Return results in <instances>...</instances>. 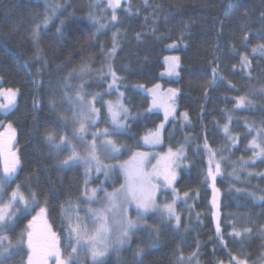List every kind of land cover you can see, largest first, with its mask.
Listing matches in <instances>:
<instances>
[{"label":"trees","instance_id":"obj_1","mask_svg":"<svg viewBox=\"0 0 264 264\" xmlns=\"http://www.w3.org/2000/svg\"><path fill=\"white\" fill-rule=\"evenodd\" d=\"M46 2L59 5L60 10L47 30L41 29L40 41L34 45L33 28L46 15L53 16ZM94 4L97 0H0V87L18 91L16 106L9 114H0V124H11L15 130L11 151L21 161L5 192L19 184L26 197L35 192L37 200L34 208L17 216L12 230L3 233L13 245L24 234L23 250L7 257L4 264H26L25 234L40 206L48 209L49 224L57 235L67 238L62 210L82 204L86 170L81 164L60 167L69 152L56 154L45 141V133L55 132L58 142L64 131V106L51 108L50 102H59L62 91L75 94L82 82L87 91L104 89L106 79L98 85L92 81L107 62L123 78L119 86L130 113L127 130L113 136L114 140L128 145L126 155L140 148L144 134L163 125V144L174 150L183 148L186 159L181 164L188 167L174 187L180 197L188 193V198L176 204L181 216L178 229L159 213L146 218V225L160 230L157 247L148 249L153 239L139 230L130 246L103 264H135L138 247L147 249L142 264H178L181 255L185 261L193 253L195 264H232V256L247 264H263L264 203L259 197L264 196V157L255 156L250 141L264 128V53L252 52L264 45V0H126L116 10L119 22L101 32L90 17H99L103 24L112 11L103 1L98 7ZM61 21L62 35L57 34ZM114 33L118 47L108 57L105 53L113 47ZM172 44L183 47L175 50L180 58L179 77L169 80L161 72ZM36 47L42 49L40 60L34 58ZM241 56L248 57L250 67H242ZM84 64L92 71L73 79V88L64 89V77ZM155 83L176 90L177 112L183 118L187 114V119L164 126L162 114L148 112L150 92L146 89ZM240 97L247 101L238 107ZM5 134L0 132V140L9 139ZM261 140L264 136L257 142ZM217 163L221 171L214 183L220 196L214 208L213 181L207 172L209 166L215 171ZM98 184L92 180L87 187ZM69 199L71 204L66 203ZM246 228L251 229L250 235H233L234 230L243 233Z\"/></svg>","mask_w":264,"mask_h":264},{"label":"snow or ice","instance_id":"obj_2","mask_svg":"<svg viewBox=\"0 0 264 264\" xmlns=\"http://www.w3.org/2000/svg\"><path fill=\"white\" fill-rule=\"evenodd\" d=\"M100 0H97V4L92 7H98ZM121 5V0H108L107 8L112 10V16L110 20H106L103 24L100 23V18L92 15L91 21L94 25H99L97 32L106 30L110 25L119 22V18L116 15V10ZM46 8H49L53 12V16H45L42 24H37L33 28L30 34L31 40L34 45H38L41 38V29L47 30L50 21L60 10L59 5H51L46 2ZM64 21H61V27L57 28V34L62 35V26ZM116 33L113 34V47L105 53L106 56L112 57L116 54V49L118 45L116 44ZM139 36V34H138ZM247 42V35L245 36V43ZM260 51L264 53V45H259L252 49L255 53ZM36 60L42 59V49L36 47L35 57ZM168 59V58H166ZM171 70L174 71L178 64L177 57H173ZM47 64V61H44ZM242 67H250V61L247 56H241ZM27 66V65H25ZM59 67V66H58ZM107 67V71L104 68ZM39 71V70H38ZM92 70L87 64L81 66V68L76 71H69V73L64 77V89L73 88L70 83L73 79L82 77ZM101 73L100 79L105 80L107 77H111V81L108 84V88L105 93H95L92 95L91 99H86L88 92L85 90V85L82 82L77 88H75L74 95H70L67 91L64 92L63 99L61 102H50L51 108L60 107V105L66 102L69 108L72 110L71 121L73 124H78L71 135V139L68 135H61L59 141L57 142L55 132L45 133V141L51 146V148L59 154L61 151H69L68 155L60 163V167H69L73 164L80 163L86 165L85 171V181H84V191L82 193L83 198L87 201L89 205L93 203H99L101 207L92 208L88 207L85 209L86 215L81 217L79 212V206H77L74 211L77 213L74 218L69 215L68 212L62 210V217L67 219V227L65 231L68 233L67 247L71 248V252L68 254V258L64 259L63 254L58 247L59 237L55 232L51 230V227L45 221L44 228L37 231L34 227L35 222L38 219L43 218L48 209L41 207L37 216H34L32 221H29V227L32 228L31 231L27 232V250L29 255L27 257L26 264H46L49 257H53L56 260V264H74L73 258L78 252L87 249L91 253L93 264H103V258L110 251L119 252L126 245L130 246V241L132 234L137 230L143 229L148 233L149 238L153 239V242L148 245V249H152L158 246L159 243V228L148 226L141 223L145 216L152 213H159L162 220H175L176 227L179 228L181 222V216L176 211V201L177 196L173 197L171 203L164 205H158L157 199V187L152 184L153 177L163 175L165 181L167 182V188H173V182L177 178L175 169L180 167V161L186 159L183 148H179L176 151L169 149L166 156L162 158L163 161V171L158 167L154 166L152 172H145L144 168L146 162L148 161V153L135 152L132 157L125 161L124 163L118 165L120 169L123 170L126 182L122 184L119 188H115L113 191L108 192L103 188V184L107 181V178L116 169L117 165L106 164L103 162L101 157L105 159H113L117 155L121 154L122 151L128 149V145L118 143L112 137L119 135L126 131L128 125L126 123L130 116L129 110L123 104L122 98L124 93L119 92L118 82L123 78L117 75L116 70L113 68L112 64L109 62L107 65H102L98 69ZM213 75L215 76V70H213ZM156 87H159L158 85ZM116 90L119 93V99L117 101H106L107 115L111 118V128H105L103 130H97L91 133L92 140L89 142L86 139L88 135L89 126H95L99 122V116L101 109L95 107V104L99 102L103 95L110 94L112 90ZM153 93L154 104L155 101V91L153 89L149 90ZM176 90H171V98H174ZM0 96H4L6 103L0 105V110L5 112L13 109L17 104L18 91L13 89L3 90L0 89ZM247 101V97H240L237 99V106H243ZM69 109H65L68 111ZM171 112L166 111L165 119ZM184 118L187 119V114H184ZM64 126H67L68 121L61 119ZM264 124V122H262ZM8 129L10 131L9 139L7 141L0 140V160L3 163V174L0 175V201H4L5 195H7V201L0 203V264H4L5 259L13 254L22 251V245L24 243V234H21L20 239L15 245L12 241L3 233H6L14 228L17 216L23 213L25 210L32 209L36 206V193L31 192L29 197H26L21 188L23 185H17L10 193L5 192V186L11 181V179L17 173V169L21 164L19 156L16 152L11 151L12 139L15 137V130L12 129V125L9 124ZM161 128L163 125L160 126ZM251 127V126H250ZM228 129L225 128L227 133ZM261 136H264V128L257 131V136L250 141V146L254 150L256 157H264V140L257 142ZM103 137V139H101ZM145 144L155 145L160 143L159 133L149 134L143 137ZM77 141L78 144L73 143ZM82 145L85 149L84 154L78 150V146ZM208 145L205 144V149ZM215 155V153H213ZM95 170L97 174L103 173L105 176V181H102L100 185L96 188L89 189L87 187L89 177L91 176L92 170ZM220 164H216L215 171L209 166L207 172V178L213 181V207H218L217 200L219 196V190L215 188L214 181L217 175L220 174ZM173 191L175 189L173 188ZM103 192V197L99 196V193ZM187 198L188 193L184 194ZM259 201L264 203V196L259 197ZM66 203L71 204L72 201L69 199ZM19 204L21 207L16 208ZM135 205L136 219H131L128 215L129 208ZM13 208H16L13 211ZM218 213H214V216ZM73 219L75 223H73ZM86 220H91L95 225L94 229H89ZM264 232V227L261 229ZM217 232H219V226H217ZM251 229H244L243 233L241 231L234 230L233 235L236 237H242L243 235H250ZM73 241L75 243L73 244ZM147 249L137 248L134 251L135 264H142V257ZM196 253H193L188 257V264H191V260L195 257ZM231 260L237 262V264H247L246 261H239L235 256L231 257ZM178 264H185L184 258H178Z\"/></svg>","mask_w":264,"mask_h":264},{"label":"rangeland","instance_id":"obj_3","mask_svg":"<svg viewBox=\"0 0 264 264\" xmlns=\"http://www.w3.org/2000/svg\"><path fill=\"white\" fill-rule=\"evenodd\" d=\"M100 1H103L105 3V7H107L108 0H100ZM123 2H126V0H121V4ZM119 8L120 7H118L117 10ZM181 47H183V44H181L180 46H178L176 44H172L171 46L168 47L169 53H168V55H166L163 58L164 59V69L161 72V77L162 78L172 80V79H177L179 77L180 58L178 59V64L175 67V70L174 71L171 70V65H172V59L171 58H173V57H177L178 58L177 54L175 53V50L178 49V48H181ZM166 58H168V59H166ZM107 63L105 65H107ZM104 71H107V67L104 68ZM100 75H101V73L98 71L97 74H95V76L97 78L94 81H92L93 83H96V85H98L100 81L101 82H105V80H101L100 79ZM79 78H81V77H78L77 79H79ZM106 80H107V82L103 84L104 85V89H101L100 88V89L97 90V88H95L92 91H87L88 88L85 86V90L90 95H93L95 93H105L106 90H107V88H108V84L111 81V77L110 76L107 77ZM80 84L81 83H79L78 86ZM84 85H86V84H84ZM157 85L159 87H156ZM160 85H161L160 83H155L153 86H151L150 88L146 89L147 91H149L150 89H153L155 91V101H156V103L154 104V102H153L154 101L153 93L149 91L150 92L149 93L150 94V100H149L150 107L148 109V112H150V113L157 112V113L162 114L164 126L167 125L168 123L174 122V121H178L179 122V120H181V122H183L184 121V118L181 116V114H179V112H177V106H176V101H175L176 100V97H177L176 96L177 92L175 94V97L170 99V97H171V90L172 89H167V88H163V87L160 88L161 87ZM118 88H119V92H122V87L119 86V82H118ZM0 89L7 90V89H5L3 87H0ZM61 94H62V98L59 100V102H61L62 99H63V95H64L63 94V91L61 92ZM91 98H92V96L89 97V99H91ZM119 98H120L119 97V93L114 89V90L111 91L110 94L103 95L102 99L95 104V107L98 108V109H101V112H100V116H99V122L95 126H89V128H88V135L86 136V139L89 142L92 140V136H91V133L92 132H95L98 129L99 130H103L105 128H111V118H110L109 115H107V107H106L105 102L106 101H113V102H115ZM122 101H123V104H124L123 98H122ZM6 102L7 101H6L5 97L4 96H0V105L5 104ZM17 102H18V97H17ZM61 105L64 106V108H62L63 109V114H61L62 115L61 119H65V120L68 121L67 126H64V124L61 122V126L64 129V131L62 132L61 135H65L66 134L71 139V135H72L74 129L76 127H78L79 125L72 123V121H71L72 111L69 108V105L66 102L62 103ZM13 109H10L7 112H5L3 110H0V114L1 115L2 114L7 115L10 112H12ZM65 109H69V110L68 111H65ZM166 111L171 112V114L168 115L167 119H165V113H166ZM7 126L8 125H5V124L1 125L0 124V132H3V130H4V132L6 133L5 135L9 136L11 130H9ZM161 130L162 129L160 127L159 129H157V130H155V131H153L151 133L144 134V136H143V137H145V136H147L149 134H153V133H157L158 132L159 133V140H160V143H158V144H155V145L145 144L144 143V140L142 138L141 141L139 142L140 148L133 149L132 151H130L126 155H124V152H126V150H124V151H122L121 154L117 155L113 159H105L104 157H101V159L103 160L104 163L117 165L116 169L112 172V174L107 178V181L103 184V188L106 191L111 192L115 188H119L122 184H124L126 182V178H125L124 172H123L122 169H120L118 167V165L124 163L125 161H128L132 157L133 153H135V152H142V153H148L149 154L148 161L146 162V166L144 168V171L145 172H152L153 169H154V166L155 167H158L161 171H163V161H162V158L164 156H166V154L168 153L169 149H171L172 151H176V149L174 150L172 148L166 147L163 144V134H161ZM101 139H103V137H101ZM73 143L78 144L77 141H73ZM78 150L81 152V154H84V152H85V149H84V147L82 145H79L78 146ZM69 155H70V152H69ZM179 163H180V167H178V168L175 169V172L177 174V178L173 182V188L174 189H175L174 184L177 181V179L179 178V175H180L181 171L187 169V167H188V165L186 166L184 163L181 164V161ZM73 165H80V163H76V164H73ZM81 165H83V164H81ZM83 166H84V169L86 170V167L87 166L86 165H83ZM12 179H14V177ZM88 179L90 180V182L92 180H98L99 181V184L98 185H100L102 181H105V176H104L103 173L97 174L95 172V170L93 169L92 170V173H91V176ZM152 184L156 185V187H157V199H156V202H157L158 205H164V204H167V203H171L174 196H177L178 197L177 201L178 200H181V201L183 200L184 202L187 201V198L188 197L187 198H185V196L180 197V195L176 192V190L173 191V188H167L166 187L167 182L165 181L163 175L153 177ZM98 185H96V186L91 185V188H96ZM103 195H104L103 192H100L99 193V196L100 197H103ZM219 196H220V193H219ZM7 198H8L7 195H5L4 201H0V203L6 202L7 201ZM177 201H176V204H177ZM81 202H82V204L79 206V212H78V214L81 217H84L86 215L85 209H87L88 207H92V208H99V207H101V205L99 203H93V204L89 205L87 203V201L83 198V196H82ZM186 205L188 206L187 203H186ZM19 207H21V205L17 204L16 205V208H19ZM41 207H43V206H40L39 209L36 211V216L39 213ZM76 207L77 206H71L68 209L69 211H67L69 213V215H71L73 218L77 214L74 211V209ZM16 208H13V211H15ZM26 211H28V210H26ZM128 215H129V217L131 219H134V220L136 219V215L137 214H136V211H135V205H132L129 208ZM148 216H145L144 217V220L141 223L146 224V222H147L146 218ZM45 221L51 227V230L53 232H55L53 230L51 224H49V220H48L47 214L43 218L38 219L35 222V225H34L35 229L37 231L43 229L44 228ZM171 221H173V224H176V221L174 219L171 220ZM85 222L87 223L88 228L90 230L91 229H94L95 225L91 222V220H86ZM73 223H75V220L74 219H73ZM66 224H67V219H66ZM31 230H32V228L29 231H31ZM137 231H139V230H137ZM141 231H143L146 234V237H147V235H148L147 232L144 231L143 229H141ZM55 233L57 234V232H55ZM63 233L65 235H67V238H65V240H63L62 237H60L59 235H57L59 237L58 247H59L60 251L63 252V250H64V247L63 246L64 245H62V243H65V250H66V252L65 251L63 252V258L64 259H67L69 252H71V248L66 246L67 245V242H68V233H67V231H65V228L63 229ZM135 233L136 232H134L132 234L131 241L133 240V237L135 236ZM25 236H26V241H27V232H26ZM131 241H130V245L132 243ZM74 243H75V241H73V244ZM25 244L27 245V242H25ZM126 247H128V246L126 245L119 252L110 251L107 255H105V257L103 258V261H105V259H107L111 255H116L117 253H120ZM28 255H29V252L27 254V257H28ZM73 260H74V263H76V264H93L92 257H91V253L87 249L78 252L77 255L73 258ZM185 262H187V264H188V258H186ZM46 264H56L55 258L49 257L48 260H47V262H46ZM191 264H195V261H192ZM227 264H230V263H227ZM232 264H237V262L236 261H233Z\"/></svg>","mask_w":264,"mask_h":264},{"label":"bare ground","instance_id":"obj_4","mask_svg":"<svg viewBox=\"0 0 264 264\" xmlns=\"http://www.w3.org/2000/svg\"><path fill=\"white\" fill-rule=\"evenodd\" d=\"M241 259V258H240Z\"/></svg>","mask_w":264,"mask_h":264}]
</instances>
